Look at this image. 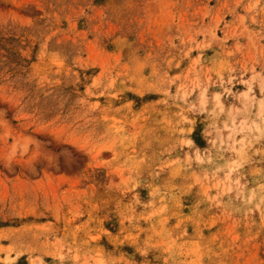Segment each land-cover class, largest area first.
Masks as SVG:
<instances>
[{
    "label": "rangeland",
    "instance_id": "374dc122",
    "mask_svg": "<svg viewBox=\"0 0 264 264\" xmlns=\"http://www.w3.org/2000/svg\"><path fill=\"white\" fill-rule=\"evenodd\" d=\"M0 264H264V0H0Z\"/></svg>",
    "mask_w": 264,
    "mask_h": 264
}]
</instances>
